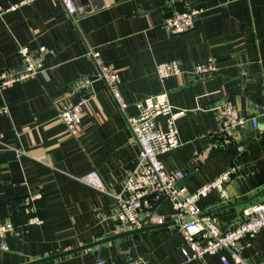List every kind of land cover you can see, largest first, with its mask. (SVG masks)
I'll return each instance as SVG.
<instances>
[{"label": "crops", "instance_id": "1", "mask_svg": "<svg viewBox=\"0 0 264 264\" xmlns=\"http://www.w3.org/2000/svg\"><path fill=\"white\" fill-rule=\"evenodd\" d=\"M20 0H0L1 7ZM76 19L60 0H34L0 17V72L19 69L18 49L46 47L52 53L35 78L0 89V220L24 221L19 207L28 192L40 193V225L19 238L6 239L9 251L0 264H23L118 235L113 194L138 164L139 146L126 118L135 103L165 91L174 111L179 145L159 155L168 171L183 174L179 188L193 192L230 166L237 172L225 184L228 202L216 191L199 200L205 214L217 217L221 230L242 219V208L264 201V0H74ZM186 7L201 8L193 29L170 34L165 17ZM98 50L118 72L126 103L121 111L105 84L95 78L88 48ZM213 59L216 73L195 79L197 63ZM180 61L184 73L160 82L156 63ZM92 79L79 94L71 84ZM86 98L76 137L58 119V104ZM230 102L241 114L257 115L259 129L238 131V142L217 148L214 106ZM158 122L166 128V118ZM238 145V146H237ZM240 146V148H239ZM213 150H217L211 155ZM206 151L204 157L198 154ZM95 171L110 192L81 181ZM20 181H26L27 187ZM158 212L169 214L168 203ZM176 222L116 238L42 264H220L218 256L185 261ZM244 264H264V231L242 249Z\"/></svg>", "mask_w": 264, "mask_h": 264}, {"label": "built area", "instance_id": "2", "mask_svg": "<svg viewBox=\"0 0 264 264\" xmlns=\"http://www.w3.org/2000/svg\"><path fill=\"white\" fill-rule=\"evenodd\" d=\"M34 0H20L17 4L7 7L0 6V17L19 5ZM67 15L76 19L77 5L74 0H60ZM203 10L201 8L186 7L181 11H174L164 18L163 28L170 34H180L194 28ZM52 52L44 46L36 50L20 47L18 54L21 60L19 69H9L0 72V89H4L18 81L35 78L44 69V59ZM87 54L95 64V78L102 81L111 93L121 111L126 103L119 89L117 70L106 64L100 52L89 47ZM155 73L160 82L170 76L184 73L182 63L172 60L156 63ZM190 73L195 79L211 76L216 73L213 59L194 65ZM92 79L80 77L71 84V92L79 94L91 88ZM264 92V78H263ZM85 97L77 100L65 99L58 104V119L64 124L67 132L76 137L86 103ZM136 113L127 117L126 121L134 140L139 146L138 164L129 171L122 180L121 191L113 194L116 203L113 218L119 231L139 229L152 225H162L169 220L176 222L183 244L180 251L185 261L203 259L207 255H216L220 264H244L241 257L242 249L251 243L254 237L264 231V201L251 203L242 208V219L231 224L226 230H221L218 219L212 214H205L199 207V200L212 191H216L221 202H228L225 184L236 174L237 168L230 166L211 181L203 184L193 192H187L177 186L183 178L180 171H168L159 160V155L176 148L179 145L175 120L183 115V111H174L169 103L167 93L161 91L155 95L145 97L135 103ZM216 129L212 133L215 146L225 148L235 145L238 131L251 127L259 129L257 115L241 114L230 102L219 100L214 106ZM0 114H7V108L0 105ZM159 117L166 118V128L158 122ZM1 137V133H0ZM238 146V145H237ZM240 148V146H239ZM206 151L197 157H204ZM81 181L93 186L101 192H110L95 171H90ZM27 187L26 181L19 183ZM40 193L28 192L20 201L19 210L24 221L15 223L11 218L0 220V252L9 251L6 239L19 238L26 232L27 227L40 225L37 201ZM168 203L169 214H161L158 208ZM97 264H104L98 259ZM126 264H146L136 258ZM263 264V263H261Z\"/></svg>", "mask_w": 264, "mask_h": 264}, {"label": "water", "instance_id": "3", "mask_svg": "<svg viewBox=\"0 0 264 264\" xmlns=\"http://www.w3.org/2000/svg\"><path fill=\"white\" fill-rule=\"evenodd\" d=\"M216 151L217 150H213L211 155H213L214 152H216ZM181 183H182V181L179 180L177 182V186L180 187ZM163 225H165V223L162 224V225H152V226L142 227V228H139V229H133V230L124 231V232L119 233L118 235H112L110 237H105L103 239H100L98 241H94V242L86 244V245L75 247V248H72V249H69V250H66V251H63V252H59V253L44 257V258L35 259V260L29 261V262H26V263H23V264H42V263H45V262H48V261H51V260H55V259H58V258H61V257H65V256H68V255H71L73 253H76V252H79V251H82V250H85V249H88V248H91V247H94V246L102 245V244H104L106 242H109V241L114 240V239L119 238V237H123V236L129 235V234L140 233L141 231H145L147 229L160 227V226H163Z\"/></svg>", "mask_w": 264, "mask_h": 264}]
</instances>
